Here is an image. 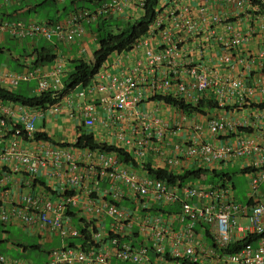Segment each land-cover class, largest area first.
<instances>
[{"label":"built area","instance_id":"built-area-1","mask_svg":"<svg viewBox=\"0 0 264 264\" xmlns=\"http://www.w3.org/2000/svg\"><path fill=\"white\" fill-rule=\"evenodd\" d=\"M9 1L18 0H0V4ZM143 2L139 0L141 7ZM122 3V0H109L93 10L77 8L54 21L0 18V31L67 42L82 37L84 20L120 9ZM130 49L140 54L127 71L108 72L104 79H101L104 74L98 71L86 85L89 91L100 92L97 99L106 112L102 120L105 126L128 113L135 117L134 125L141 126L144 134H150L151 129L161 137L169 123L156 110L142 108L145 90L151 96L159 93L180 97L192 105L205 97L209 88L217 101L236 97L237 108L247 104L252 96L257 97L256 103L264 101V0H157V14ZM212 49L217 63L225 70L220 72L209 62ZM158 65L163 68L162 72ZM63 73L60 59L51 61L47 68L34 66L0 73V84L9 87L21 80L36 78L35 93L53 90L52 97L56 98L43 107L20 102L0 107V126L12 131L1 153L3 159L12 160V170L24 168L33 178L47 167L49 158L57 166L67 163L68 170L56 193L44 184L36 192L23 190L12 194L7 187L0 188L1 221L16 222L32 233H55L66 240L80 235L73 212L81 208L85 214L106 213L112 218L106 231L93 218L80 216L79 224L86 226L91 240H131L128 236L134 224L142 233V240H264V190L261 188L264 134L257 137V134H196L184 146H176L178 150L183 148L195 168L210 169L243 161L240 168L248 175L245 200L235 196L234 184L228 177L207 184L201 182L203 175L181 184L168 183L146 170L140 172L123 165L116 151L100 149L95 150L100 172L110 180L114 198L121 195L117 189L122 182L132 193L149 196L158 209L139 214L111 199L82 196L79 186L84 174L75 149L42 141L31 147L24 142L25 136L31 137L36 131L38 117L59 110L64 97L59 93ZM250 75L256 77L247 83ZM95 109V102L82 105L84 125L95 124ZM258 109L264 114L263 107ZM6 117L14 118L13 127H8ZM186 118L183 112L174 124L180 127ZM207 120L209 130L214 133L232 130L238 125L237 120L224 115ZM191 127L201 131L202 123L194 120ZM135 130L136 126L132 125V131ZM146 139L141 138L128 152L141 160ZM126 142L130 144L129 139ZM85 151L87 155L93 153L91 149ZM178 161L179 156L166 158L167 169L177 173ZM45 173L50 175L47 170ZM5 182V177L0 175V186ZM168 206L171 208L167 209ZM91 242L86 247L61 241L49 250L43 264H112L113 258L135 264H264V241H142L139 245L132 241ZM0 264L33 263L0 253Z\"/></svg>","mask_w":264,"mask_h":264},{"label":"crops","instance_id":"crops-1","mask_svg":"<svg viewBox=\"0 0 264 264\" xmlns=\"http://www.w3.org/2000/svg\"><path fill=\"white\" fill-rule=\"evenodd\" d=\"M70 1L75 3L76 0ZM105 1L109 0H90L92 5L86 6L85 3H83L79 7L75 8L86 7L93 9L89 6L95 7ZM122 1L123 3L120 9L118 7V9L115 11L103 14L106 15V19H109L111 23H118L117 26L119 27H121L122 24L128 19H133L142 13V7L139 5V0ZM46 2L47 0H18L1 2L0 18L7 20H22L24 22L29 20H55L56 18L67 15L71 10L62 9V11H58L57 17L55 18L49 16L37 17L35 12L40 5H43ZM92 20L93 19L83 21L85 28H87V26L90 27L87 28L90 32H84L79 40L74 39L67 42L50 40L38 35L17 36L11 34L7 30L0 31V73L5 70L21 71L34 66L47 68L50 62L40 63L38 61V56L42 54L46 48L55 53L53 60H62L63 66L65 68L64 72L68 70V64L73 58H92L93 49L96 47L95 33L91 27L92 25H90ZM94 20L97 21L98 18H94ZM171 29L176 30L173 28V26H171ZM211 52L212 54L211 57H209V62L213 63V65L218 68V71L221 72L225 70V67L221 63H217L216 53L213 52V49ZM139 54L140 53L138 51H133L131 49L113 51L108 55L99 69V71L104 74L101 79H104L105 74L108 72L120 70L127 71L130 64L134 61V58L139 56ZM36 59L37 61H35ZM9 61H13V64L15 65L8 67L6 62ZM157 67L162 72L163 68L160 65ZM258 73L259 72H257L255 75ZM253 76L254 75H250L247 77V83H249V81L253 82V79L256 77ZM36 83V78H31L29 80H21L17 85L12 87H9L5 84L1 85L18 93L33 94L35 93L34 87ZM63 95L64 97L60 101L58 111L41 115V123L37 121L38 119H36V130L45 132L47 138H34L31 136L25 138L24 142L26 145L31 147L39 145L41 141L51 144L63 143L64 145H68L75 149L77 153L78 164L81 166L84 174L82 183L79 186L80 194L82 196H91L96 200H114L122 208L129 211L138 212L139 214H143L147 211H155L158 209V205L154 203L149 196H141L132 193L128 189L127 184L122 182L118 184L117 189V192L121 193V195L117 196V198H114L113 194L115 190H113L114 188H112L110 180L100 172V163L95 154L96 149L73 145V142L77 139L82 131L92 134L94 141L113 143L117 146H122L127 151L130 150L131 146H136L137 142L141 138L146 137V150L141 160H139L137 157H133L136 162L134 165H130V163L123 160L120 161V163L123 165L140 172L146 170L145 164L152 167L159 166L167 168L166 158L169 156H179V161L175 165L177 172H181L190 167L195 168L194 162L184 155L183 148L182 150H178L176 147L178 145L184 146L185 143L192 137V135L205 134L206 136H209L210 134H257V137L258 134H264V114H262V111L258 109L259 107L257 105H254V103L257 104V97L254 96L250 98L247 104L237 108L236 104H234L236 97L232 96L226 98L223 102H220L216 100L214 93L212 92L211 88H209L205 92L201 110L196 109L187 112L181 110V108L172 103L166 102L162 99L152 98L151 94L145 90V97L143 98L141 104L142 108L145 110H156L169 123L161 137H159L158 134H153V130L151 129L150 134H144L141 126H139L137 123L134 125L133 122H135V117H133L132 114L129 115L128 113H125L122 119H117L116 122H111L109 126H105L102 120L106 117V112L98 104L97 97L100 95V92L96 89L89 91L87 87L77 84L71 89L67 90ZM89 101L96 103V109L94 113L97 118L95 124L90 127L83 124V116L80 111L82 105ZM7 104H13V101L0 99V107ZM183 112L187 114V118L180 127H177L174 122L176 123ZM220 115L228 116L231 117V119L237 120L238 125L232 130H222L218 133L211 132L208 128L207 118ZM6 118L8 127H13L12 122L16 123L14 118ZM194 120H199L202 123L201 131H195L191 127ZM132 125L133 127L136 126V130L134 132L132 131ZM119 131H121L122 134H117ZM11 133L12 131L10 129L4 130V128L0 126V175L4 176L6 180L4 186H0V188L2 189L3 187H7L12 194L23 190L36 192L41 188V186H43V184L47 189L51 188V192L56 193L58 190H60L61 183L63 180H65V177L68 174L67 163L65 162H62L59 166H57L53 160L49 158L47 167L42 170L40 169L35 178H33L31 173H29L24 168L18 171L12 170V160H5L1 155ZM121 136H123V138ZM128 139L130 140L129 145L126 142ZM86 149H91L93 153L87 155L85 151ZM242 162H235L234 164L232 163V167H234L233 169L238 172H244L240 168ZM46 170L50 172V175H46ZM261 188L264 190V183L261 184ZM170 208L171 206L167 207V209ZM82 215L93 218V220L96 222L95 224L99 228L103 226V229H106V231L109 229L112 219L110 215L106 213L85 214L83 209L76 208L73 212V219L77 225V219ZM132 229V233L128 237L131 238V240H142V233L139 231L137 224H134ZM24 230L29 233V235L37 236L39 240H55V236L58 235L55 233H46L45 231L43 233H32L26 229ZM7 232L8 230L4 229V233L7 234ZM72 238L74 237H68L66 240H70ZM42 242L53 243L55 241ZM141 242L142 241H132L134 245H139ZM33 245H39V247L35 248ZM59 245H56V247ZM15 246L16 249L22 252H25L28 249H37L40 251L43 248L41 241H39V243L32 244L17 243ZM50 249H52V247L45 250L46 259L44 262L47 261ZM15 257L29 259L28 257L22 256L21 253L15 255ZM118 261L119 260L115 258L111 260L112 264H118ZM32 263L43 264L35 261Z\"/></svg>","mask_w":264,"mask_h":264},{"label":"trees","instance_id":"trees-1","mask_svg":"<svg viewBox=\"0 0 264 264\" xmlns=\"http://www.w3.org/2000/svg\"><path fill=\"white\" fill-rule=\"evenodd\" d=\"M256 1V0H252ZM157 14V0H144L142 4L141 15L128 19L121 27L117 26L118 23H111L109 19H106V15H100L98 18L93 32L95 33L96 47L93 49L92 58L85 59L84 57H77L71 60V67L68 69L62 77L63 87L59 93L64 94L67 90L71 89L77 84L86 86L89 84L99 70L102 63L106 60L108 55L113 51H121L130 49L133 43L146 32L149 23ZM112 24L118 28L115 30L110 27ZM55 57V53L51 52L48 48L38 56L40 63L51 62ZM37 61V59L35 60ZM53 90H43L39 93L23 94L16 91L7 89L0 84V99L10 100L13 102H20L30 106H45L47 103L55 101V97H52ZM152 98L162 99L166 102L172 103L183 111L201 110L203 104V98H199L195 105L186 102L183 98L175 97L169 94H152ZM258 107L264 108V101L258 102ZM19 125V124H17ZM25 136V135H24ZM26 137V136H25ZM34 138H47L46 133L43 131H35L33 133ZM73 145L78 147H89L100 150H112L116 151L119 159L134 165L136 162L133 156L125 150L122 146H117L113 143H107L103 141H94L92 134L82 131L77 139L73 142ZM146 172L165 179L168 183H183L188 180H194L198 177H202V181L206 183H212L222 177H228L231 179L232 171L222 167L212 168H187L181 172H172L165 167H152L145 164ZM236 171V170H235ZM242 171H245L244 169ZM204 178V179H203ZM81 217H78V227L80 229V235L70 240H91L90 234L87 232L86 226L79 224ZM69 244H79L81 246H90L91 241H69ZM19 246V245H18ZM39 247V245H33ZM29 246V247H33ZM228 250H233L229 248Z\"/></svg>","mask_w":264,"mask_h":264},{"label":"rangeland","instance_id":"rangeland-1","mask_svg":"<svg viewBox=\"0 0 264 264\" xmlns=\"http://www.w3.org/2000/svg\"><path fill=\"white\" fill-rule=\"evenodd\" d=\"M83 3H85L86 6L92 5L90 0H76L75 3L74 2L72 3L70 0H64V1L47 0V2L45 4L39 6V8L37 9V11L35 13H36L37 17L49 16V17L55 18V17H57L58 11H62V9H65V10L71 9L69 11V12H71V11L76 9L75 7H79ZM64 5H66V6H64ZM89 7L94 8V6H89ZM65 16L56 18L55 20L62 19ZM96 22L97 21L93 19L92 22L90 23V25H92L91 26L92 29L95 28ZM110 27H113L115 30L118 29L115 26V24H112ZM87 28H90V27L87 26ZM87 28H85V32H90ZM6 63L8 65V67H12L15 65V64H13L14 63L13 61H9ZM70 63L68 64L67 69H70V67H71ZM41 118H42L41 116L37 118L38 119L37 121H39L40 123H41ZM222 168H225V169H228L229 171H232L231 172L232 177H231L230 181H232L234 184V194L238 199L245 200L246 194H247L248 175L245 172L235 171L233 169L234 167H232L231 162L225 164V166H223ZM4 229L8 230L7 234L4 233ZM0 240H39V238L37 236H34V235H29V233H27L23 229V227L17 223L8 222V223L4 224L0 220ZM55 240H61V237L59 235H57V236H55ZM17 243L32 244V243H39V241H0V253L5 254L8 257H15V255L21 253L22 256H25V257H28L29 259H32V260H30L31 262L35 261V262L43 263L44 260L46 259L45 250L49 249L51 247L52 248L56 247V245H59L61 243V241H55L53 243H43L41 241L43 248L40 251L37 249H34V250L28 249L25 252H22V251L16 249L15 244H17ZM118 264H135V263L119 260Z\"/></svg>","mask_w":264,"mask_h":264},{"label":"clouds","instance_id":"clouds-1","mask_svg":"<svg viewBox=\"0 0 264 264\" xmlns=\"http://www.w3.org/2000/svg\"><path fill=\"white\" fill-rule=\"evenodd\" d=\"M98 5H99V4H98ZM95 7H96V6H95ZM95 7H94V8H95ZM82 8H86V7H82ZM94 8H93V9H94ZM76 9H77V8H76ZM89 9H90V8H89ZM93 9H91V10H93ZM102 15H103V14H102ZM46 20H49V19H46ZM51 21H54V20H51ZM61 61H62V60H61ZM101 66H102V65H101ZM101 66H100V67H101ZM63 69H64V71H65L64 66H63ZM99 69H100V68H99ZM98 71H99V70H98ZM98 71H97V72H98ZM97 72H96V73H97ZM96 73H95V74H96ZM64 74H65V72L63 73V75H64ZM63 75H62V77H63ZM94 76H95V75H94ZM93 79H94V77H93ZM92 81H93V80H92ZM92 81H91V82H92ZM91 82H90V83H91ZM87 85H88V84H87ZM82 86H83V85H82ZM85 87H86V86H85ZM36 131H37V130H36ZM32 137H33V135H32ZM25 138H28V137L26 136ZM59 144H63V143H59ZM204 176H205V174L203 175V177H204ZM203 179H204V178H203ZM201 182L204 183V182L202 181V179H201ZM204 184H205V183H204ZM206 184H207V183H206ZM2 222H3V221H2ZM4 223H7V222H4ZM1 254H2V253H1ZM4 255H5V254H4ZM7 257H8V256H7ZM13 258H14V257H13ZM20 258H23V257H20ZM24 259H26V258H24ZM28 260H29V259H28Z\"/></svg>","mask_w":264,"mask_h":264}]
</instances>
